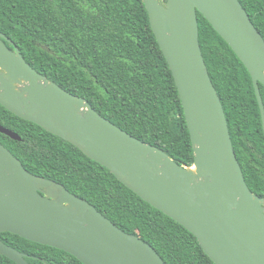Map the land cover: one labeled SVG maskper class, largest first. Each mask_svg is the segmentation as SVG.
I'll list each match as a JSON object with an SVG mask.
<instances>
[{"label":"water","instance_id":"obj_1","mask_svg":"<svg viewBox=\"0 0 264 264\" xmlns=\"http://www.w3.org/2000/svg\"><path fill=\"white\" fill-rule=\"evenodd\" d=\"M172 71L195 154L176 162L49 80L0 31V104L80 148L143 200L194 234L216 264H264V197L248 186L205 62L200 12L250 72L264 129V37L240 0H143ZM10 43L13 48H10ZM13 139L16 132L0 125ZM64 250L84 264H166L139 235L61 183L31 173L0 142V232ZM16 264L28 254L0 239Z\"/></svg>","mask_w":264,"mask_h":264},{"label":"trees","instance_id":"obj_2","mask_svg":"<svg viewBox=\"0 0 264 264\" xmlns=\"http://www.w3.org/2000/svg\"><path fill=\"white\" fill-rule=\"evenodd\" d=\"M240 1L264 37V0ZM198 20L202 53L236 156L249 188L264 197V129L252 76L200 12ZM0 31L49 80L86 98L100 114L176 162L194 164L179 92L143 0H0ZM259 86L264 102V85ZM0 125L21 136L0 131V142L25 168L88 200L122 230L149 242L166 264H216L194 234L73 143L1 104ZM0 239L28 254L30 264H84L9 231L0 232ZM0 264L16 263L0 253Z\"/></svg>","mask_w":264,"mask_h":264}]
</instances>
